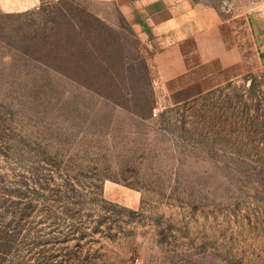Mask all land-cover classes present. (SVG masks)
<instances>
[{"label":"rangeland","instance_id":"1","mask_svg":"<svg viewBox=\"0 0 264 264\" xmlns=\"http://www.w3.org/2000/svg\"><path fill=\"white\" fill-rule=\"evenodd\" d=\"M166 1L234 22L240 77L168 95L114 12L69 59L50 21L0 15V264H264V64L244 27L264 0Z\"/></svg>","mask_w":264,"mask_h":264},{"label":"crops","instance_id":"2","mask_svg":"<svg viewBox=\"0 0 264 264\" xmlns=\"http://www.w3.org/2000/svg\"><path fill=\"white\" fill-rule=\"evenodd\" d=\"M75 6L78 14L64 9ZM60 11L47 12L44 8ZM108 12L118 14L141 43L145 69L150 82L168 95L194 89L205 93L241 76L244 53L234 22L210 23L195 6L182 1L171 5L166 0H0L4 17H34L50 21L53 46L69 59L67 52L91 40L92 23L104 27L113 24ZM244 27L252 42L256 60L264 64V11L245 18ZM55 37V38H54ZM64 54H67L64 56ZM103 197L126 207L135 208L140 195L112 183H104Z\"/></svg>","mask_w":264,"mask_h":264}]
</instances>
